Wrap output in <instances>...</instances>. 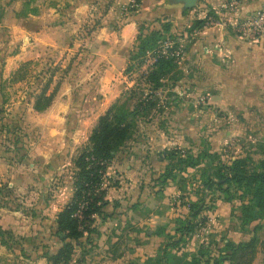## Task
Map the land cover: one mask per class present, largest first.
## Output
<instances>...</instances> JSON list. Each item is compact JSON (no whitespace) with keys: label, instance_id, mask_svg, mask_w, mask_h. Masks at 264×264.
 Returning a JSON list of instances; mask_svg holds the SVG:
<instances>
[{"label":"rangeland","instance_id":"374dc122","mask_svg":"<svg viewBox=\"0 0 264 264\" xmlns=\"http://www.w3.org/2000/svg\"><path fill=\"white\" fill-rule=\"evenodd\" d=\"M145 3L155 11L160 4L178 2L0 0V146L8 161L15 156L27 165L28 159L21 156L27 155L30 140L37 133L35 129L40 130L39 135L43 130V124L38 125L35 118L55 100L86 103L91 110L89 108L106 97L108 88L116 94L109 108L116 103L131 108L141 103L144 107L135 118L133 135L124 143L123 149L140 150V146L149 143L154 150L164 152L166 167L171 162L167 154L176 150L195 156L210 152L225 161L262 157L264 106L261 105L264 104H256V92H221L220 81L227 78L219 72L193 68L191 78L187 73L189 70L183 69L189 28L175 27L169 18H163L165 21L156 17L153 20L144 18L140 19L131 45L122 47L98 40L96 35L100 27L118 31L126 18L139 14ZM82 5L86 10L79 9ZM164 24H169L168 31H163ZM154 30L163 31L156 50H162L166 42H172L173 46L183 43L186 50L183 58H174L173 69L157 88L146 82L142 75L149 72L160 52L151 51L141 66L137 59H132L138 38ZM179 38L185 39L180 41ZM104 53L121 56L120 62H114L119 69V74L114 77L99 74L110 68L109 58L103 57ZM233 87L236 89L237 85ZM43 89L47 94L53 92L52 103L44 110H37L35 99ZM224 98L236 101H223ZM214 163L205 155L198 166L185 167L181 172L174 169L177 177L168 181L177 188V193L168 196L177 204L174 218L189 214L192 201L202 207L195 220L196 228L181 243L179 250L174 249L176 253L171 264H195L198 261L206 264L207 260L213 264L227 241L248 242L256 235L259 239L257 251L254 255L245 253L241 257H246L243 264H256V259L264 252L261 244L264 242V220L245 225L241 219L240 201L228 202L219 191H210L203 185L202 179L214 170ZM179 208L180 212L177 211ZM171 220L166 222L170 226ZM228 263L230 261L225 262Z\"/></svg>","mask_w":264,"mask_h":264},{"label":"crops","instance_id":"0c3cea01","mask_svg":"<svg viewBox=\"0 0 264 264\" xmlns=\"http://www.w3.org/2000/svg\"><path fill=\"white\" fill-rule=\"evenodd\" d=\"M222 1L198 0L194 8H185L179 2L165 3L154 7L155 11L145 3L139 14L126 18L121 29L100 27L96 37L126 47L133 43L140 19L169 18L175 27L189 28L183 69L189 70L190 76L193 68L219 72L227 78L220 81L221 92H256V104H264V38L250 44L230 26L207 23V15L219 18ZM202 2L206 4L202 6ZM85 7L79 9L86 10ZM262 7L264 0L248 2L242 14ZM199 21H203L202 25L196 26ZM103 55L112 66L99 74H119L114 62H120L121 56ZM108 92L91 110L86 103L71 104L58 99L41 112L35 120L43 124L42 134L35 129L27 157L21 156L28 159L27 165L15 156L8 161L0 146V264H51L49 257L60 251L63 238L56 233L57 215L74 197V159L116 97L109 88ZM139 148H122L110 161L104 182L106 202L94 215L91 232L85 233L76 246L69 264H164L161 255L166 238L160 233V226L176 215V204L168 196L177 193V188L171 182L164 187L159 184L167 165L164 152L154 150L149 143ZM112 181L116 185H111ZM263 260L264 252L256 264H264Z\"/></svg>","mask_w":264,"mask_h":264},{"label":"trees","instance_id":"16d2710c","mask_svg":"<svg viewBox=\"0 0 264 264\" xmlns=\"http://www.w3.org/2000/svg\"><path fill=\"white\" fill-rule=\"evenodd\" d=\"M203 21H199L196 26H201ZM170 29L169 24L163 25V31ZM163 31L154 30L148 35H141L138 38V45L133 52L132 59H137L138 66L144 64L146 56L151 51H159L157 42L163 37ZM174 58L167 57L166 54H157L152 63V67L147 74L143 73L146 82L157 88L162 86L161 80L173 69ZM53 92L47 94L43 89L35 99L34 106L37 110H44L52 103ZM142 108V109H141ZM142 104H136L134 108L123 104H114L107 112L99 118L98 124L93 129L89 142L82 147L74 159L76 168L74 175L75 193L72 200L59 211L57 215L56 233L63 238V245L60 251L49 257L51 264H69L77 245L82 242L85 233L91 232L93 217L100 211L106 202V188L104 178L110 161L117 152L122 149L124 143L133 135L135 118L143 110ZM262 157L254 160L251 157L236 158L232 161L222 160L218 154L210 152L200 153L197 156L182 154L172 151L167 154L171 162L166 167L160 177L161 185L168 183L170 178H176L174 169L181 172L188 166H198L201 159L207 155L214 163V170L205 174L203 185L210 191H219L228 202L240 201L239 209L243 216L241 219L245 225L254 220H264V142L260 145ZM217 160V161H216ZM106 161V164H101ZM111 181V180H110ZM116 185V182H110ZM3 189H0V194ZM185 200V199H184ZM86 201L87 205L83 209V217L75 215L80 202ZM184 205L185 202H182ZM181 204V205H182ZM177 206V204H176ZM179 206V205H178ZM201 205L191 202L189 214L173 218L174 233H171L170 224L165 223L160 226V233L165 235L166 243L162 250V260L164 264H171L175 257L174 249L181 246V243L196 228V217L199 216ZM172 226V225H171ZM258 228H256L257 230ZM259 239L257 235L248 242L227 241L224 247L219 250V255L214 258L213 264H243L246 260L241 258L245 253L254 255ZM264 246V242L261 243ZM253 256H251L252 258ZM249 262V260L247 259ZM207 260L206 264H209ZM195 264H200V261ZM229 264V263H228Z\"/></svg>","mask_w":264,"mask_h":264},{"label":"built area","instance_id":"2783aa9c","mask_svg":"<svg viewBox=\"0 0 264 264\" xmlns=\"http://www.w3.org/2000/svg\"><path fill=\"white\" fill-rule=\"evenodd\" d=\"M259 0H223L222 11L219 12V18L216 19L213 15H207V23H216L224 27L230 26L241 38L250 44L257 43L264 38V7L252 13L243 15L242 8L248 2ZM161 54H166L167 57H173L177 60L185 55V47L183 43L173 46L172 42H166ZM106 161H101V164H106ZM107 174L105 173L104 180L106 181ZM87 205L86 201H82L78 205V211L75 213L79 218H84L83 209Z\"/></svg>","mask_w":264,"mask_h":264},{"label":"water","instance_id":"95a60500","mask_svg":"<svg viewBox=\"0 0 264 264\" xmlns=\"http://www.w3.org/2000/svg\"><path fill=\"white\" fill-rule=\"evenodd\" d=\"M179 3H183L185 8H194L196 7L198 0H176Z\"/></svg>","mask_w":264,"mask_h":264}]
</instances>
